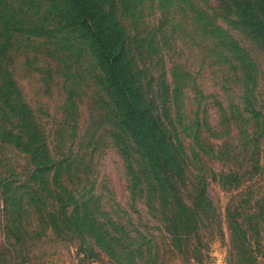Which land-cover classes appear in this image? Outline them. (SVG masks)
Wrapping results in <instances>:
<instances>
[{"label":"rangeland","instance_id":"rangeland-1","mask_svg":"<svg viewBox=\"0 0 264 264\" xmlns=\"http://www.w3.org/2000/svg\"><path fill=\"white\" fill-rule=\"evenodd\" d=\"M117 1L125 5L119 40L179 141L188 180L205 184L213 208L186 234L167 211L132 196L140 157L118 128L94 55L57 16L60 2L8 0L0 19V264H264V249L250 254L229 226L243 221L233 211L244 208L246 221L251 211L264 247V50L226 0ZM33 23L47 34L28 35ZM242 230L252 237L248 225Z\"/></svg>","mask_w":264,"mask_h":264},{"label":"trees","instance_id":"trees-1","mask_svg":"<svg viewBox=\"0 0 264 264\" xmlns=\"http://www.w3.org/2000/svg\"><path fill=\"white\" fill-rule=\"evenodd\" d=\"M7 1L0 0L1 20L4 18L2 10L6 9ZM46 1L55 5L56 2L61 3L58 5L57 16L70 21L73 31L79 36L83 46L92 52L102 70L106 91L116 112L118 128H122L121 131L129 138L140 157L135 175L130 181L132 196H138L154 208L163 209V212L167 211L164 216L172 215L171 225L176 230L184 233L196 231L202 217L213 206L205 201V184L199 187L188 180V165L179 141L169 133L162 115L155 113L156 110L148 99L146 86L142 83L140 74L132 67L128 47L124 41L119 40L124 31L121 13L125 5L117 0ZM226 4L237 18L238 26L264 50V0H226ZM25 32L32 36H43L48 31L33 23L31 29H26ZM229 42L232 43L231 48L242 51L236 42ZM28 132H32V129ZM26 138L34 145L32 139L28 136ZM41 145H34L35 149L41 152ZM31 154L33 156L34 151ZM47 156L45 153L46 158ZM40 166L42 165L37 170ZM55 168L61 169V164L47 166L40 173H34L42 176ZM228 177L222 176L223 184H228ZM183 199L188 200L184 202ZM245 211L244 208L233 211L243 221L238 222L235 217L231 219L229 226L242 233L241 240L248 245L250 254H261V248L264 247L259 231L262 228L258 222H253L251 211L246 221ZM76 213L73 211L63 216L64 224L69 225L73 219L76 220ZM234 213L229 210V218ZM82 216L80 225L87 228L88 211L83 212ZM244 225H248V231L253 234L251 238L242 230ZM190 235L192 234H188ZM262 257L264 258V253Z\"/></svg>","mask_w":264,"mask_h":264}]
</instances>
